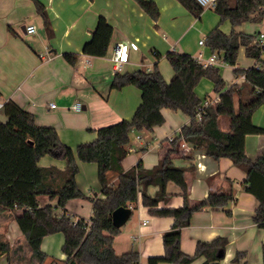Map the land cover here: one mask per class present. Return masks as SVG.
<instances>
[{"label": "crops", "instance_id": "obj_1", "mask_svg": "<svg viewBox=\"0 0 264 264\" xmlns=\"http://www.w3.org/2000/svg\"><path fill=\"white\" fill-rule=\"evenodd\" d=\"M47 8L51 31L38 13L35 0H0V120L8 121L4 103L11 99L34 113L40 125L53 126L63 142L74 149L83 142L97 137V130L103 126L130 119L142 102V90L135 85L122 89L113 88L111 82L115 74L109 58L111 45L117 41L130 42L125 51L123 71L151 69L158 62L165 77L170 82L174 70L166 54L169 51L189 53L196 58L200 54L206 60L212 53L199 40L207 38L210 31L220 25L223 31L233 29L246 33H259L264 38V19L233 26L229 20L221 22L214 7H205L200 18L195 17L179 0H154L161 10L158 21L148 15L135 0H40ZM100 16H105L113 25V35L105 56L83 52L84 45L92 39ZM36 25L35 32H29L27 25ZM168 33V36L164 35ZM65 52L79 53L76 64H71ZM156 52L160 53V57ZM257 65V60L246 54L245 46L239 50L237 65L223 63L221 73L227 84L242 83L244 75H236V67L249 68ZM195 91L203 101L219 99L214 90V82L203 77ZM54 103L55 106H51ZM77 103L82 108L75 107ZM239 95L234 97L238 111ZM165 121L152 130L134 129L128 153L123 159V167L129 169L142 161L145 168L157 165L166 153L170 140L180 134L184 125L190 124L192 117L182 110L163 107ZM256 125L264 127V105L253 114ZM221 125L227 128L229 120L221 118ZM247 155L253 160L264 152V133L247 134L245 139ZM173 162L187 168L190 197L199 200L211 191L228 188V178L235 188L236 199L223 208H205L194 213L191 224L182 229L181 248L194 254L198 241H213L226 237L228 243L224 257L219 264H264V228L253 220L258 205L257 198L243 189L247 173L235 165L229 157L219 159L199 149L194 143L182 140L173 155ZM39 164L55 167L58 175H53L56 185L62 183V173L66 161L47 154ZM112 182H117L118 174L111 172ZM77 182L88 197L69 200L65 208L57 206L58 198L48 194L39 195L41 205L57 206L55 213L66 212L76 221L79 217L90 218L93 214L91 197H104L98 178V164L79 161ZM158 186L147 187L154 195ZM170 198L161 206L178 207L184 202L181 188L173 181L167 185ZM132 213L121 232L115 236L114 247L118 254L136 250L139 262L148 264L150 256L165 253L164 233L169 230L175 218L155 215L142 202L129 205ZM1 228L11 243L12 251L0 258L2 264H38L32 259L31 247L25 240L17 220L6 214L0 217ZM65 236L62 232L46 235L42 250L48 255L43 264H61L67 258L63 252ZM238 252H245L241 263L234 261ZM206 260L201 255L190 263L202 264ZM159 264H175L160 262Z\"/></svg>", "mask_w": 264, "mask_h": 264}, {"label": "trees", "instance_id": "obj_2", "mask_svg": "<svg viewBox=\"0 0 264 264\" xmlns=\"http://www.w3.org/2000/svg\"><path fill=\"white\" fill-rule=\"evenodd\" d=\"M154 20L161 17L159 5L154 0H135ZM191 14L200 18L205 7L198 0H179ZM38 13L51 31V22L46 6L35 0ZM214 10L221 22L229 20L233 26L245 21L261 22L264 19V0H216ZM113 35V25L105 16H100L93 37L83 48L90 55L105 56ZM211 53L223 55L225 63L237 65L239 50L245 46L246 54L257 60V65L236 67V75H244L242 83L227 84L221 68L198 60L189 53L169 51L166 57L173 67L174 74L168 82L158 62L151 69L115 72L111 86L122 89L135 85L142 90V102L130 119L103 126L97 130V137L83 142L76 149L63 142L53 126L40 125L34 113L23 108L14 100H7L4 108L8 121L0 120V217L13 216L31 247L32 259L43 264L48 255L42 250V241L46 235L62 232L65 236L63 252L67 258L61 264H135L140 260L136 250L118 254L114 247L115 236L121 227L113 223L112 213L120 206H129L142 202L150 212L160 216H173L172 227L164 233L165 253L150 256L148 264L166 261L175 264L190 263L201 255L206 256L202 264H219L224 257L228 243L226 237H217L213 241H198L194 254L181 248L182 229L191 224L195 212L205 208H223L235 201L233 183L223 191H211L203 199L190 197L187 168L173 162L178 143L186 140L205 150L217 159L229 157L235 165L246 171L243 189L252 193L258 200L253 215L254 222L264 228V152L253 160L246 153L247 134L264 133V127L253 121L254 112L264 105V38L259 33H246L233 29L230 33L220 25L214 27L206 38ZM160 57V53L156 52ZM80 54L65 52V59L76 64ZM203 77L214 82V90L219 100L203 106V118L197 120V112L204 101L198 97L195 88ZM240 97L238 111L234 106L235 95ZM163 107L182 110L192 117L190 124L181 128L180 134L170 140L166 153L160 162L152 168H145L142 161L125 169L123 159L128 150L131 132L152 130L165 121ZM227 117L229 125L223 128L221 118ZM53 155L66 161L62 173V183L56 185L53 175H58L55 167H43L40 159ZM79 161L98 164V178L104 197H91L93 214L88 219L79 217L76 221L66 210L61 215L55 213L57 206L65 208L69 200L88 197L77 182ZM111 172L118 174L117 182H112ZM175 182L180 188L184 202L178 207L161 206L170 195L167 185ZM151 184L157 185L154 195L147 191ZM48 194L58 198L57 206L41 205L39 195ZM12 246L0 223V258L9 254ZM245 252H238L234 261L241 263ZM264 258V245H263ZM0 264H2L0 260ZM247 264V263H243Z\"/></svg>", "mask_w": 264, "mask_h": 264}, {"label": "built area", "instance_id": "obj_3", "mask_svg": "<svg viewBox=\"0 0 264 264\" xmlns=\"http://www.w3.org/2000/svg\"><path fill=\"white\" fill-rule=\"evenodd\" d=\"M204 7H209L212 6L214 7L216 5V0H198ZM27 30L29 32H35L36 31V25L34 24H29L27 25ZM199 44L200 45H206V38H202L199 40ZM130 42L128 41H117L114 44L111 45L110 48V52H109V58L113 63V67L115 69L116 72L118 71H123L124 70V66H125V51L127 50V48L129 47ZM198 60H200L201 62H203L205 65L208 64H212V65H217V66H221L223 63H225L224 61V57L222 54L215 52L212 53L206 60L204 59L203 55L200 54ZM219 100V99H218ZM216 100V101H218ZM212 103V101L210 100H205L203 105L199 108L198 112H197V120L201 121L203 118V106L208 105ZM51 106H55L54 103L51 104ZM76 108L81 109L82 108V104L81 103H77L75 105ZM174 137L171 138V140ZM135 264H141L140 262H137Z\"/></svg>", "mask_w": 264, "mask_h": 264}, {"label": "water", "instance_id": "obj_4", "mask_svg": "<svg viewBox=\"0 0 264 264\" xmlns=\"http://www.w3.org/2000/svg\"><path fill=\"white\" fill-rule=\"evenodd\" d=\"M132 208L130 206H120L116 208L112 213L113 223L117 227H121L127 222L131 216Z\"/></svg>", "mask_w": 264, "mask_h": 264}, {"label": "rangeland", "instance_id": "obj_5", "mask_svg": "<svg viewBox=\"0 0 264 264\" xmlns=\"http://www.w3.org/2000/svg\"><path fill=\"white\" fill-rule=\"evenodd\" d=\"M214 12H216V11H214ZM217 13V12H216ZM218 14V13H217ZM248 22H252V21H245V22H243V23H248ZM243 23H241V24H243ZM240 25V24H239ZM164 35H166V36H168V33L167 32H164Z\"/></svg>", "mask_w": 264, "mask_h": 264}]
</instances>
